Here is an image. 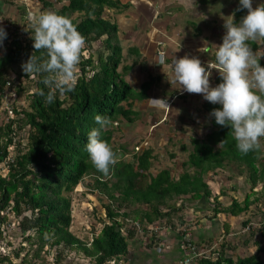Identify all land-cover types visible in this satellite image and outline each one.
Returning <instances> with one entry per match:
<instances>
[{"label": "trees", "instance_id": "obj_1", "mask_svg": "<svg viewBox=\"0 0 264 264\" xmlns=\"http://www.w3.org/2000/svg\"><path fill=\"white\" fill-rule=\"evenodd\" d=\"M44 5L52 6L48 0H41ZM130 0H69L61 8L52 11L70 17L77 12L82 16L80 20L70 18L78 31L86 38V46L82 51L79 63L80 73L75 90L65 95L56 94L53 103L45 102L44 97L37 94L38 89L47 88L41 83L42 76L34 75L35 90L30 94V110L24 111L26 123L29 125V137L24 148L17 142L18 152L12 155L9 147L14 142L16 130L15 121L11 120L0 125V165L8 167L6 175L0 174V240H5L3 223L8 225V214L13 212L17 217L23 216L19 221V228L24 238L37 245L35 250L38 256L45 245L63 246L76 249L88 256L91 264H121V260L129 254L130 241L135 238L138 226L141 224L157 225V221L167 218L173 224L172 211L184 209L183 205L176 206L177 196H190L191 201L202 200L209 202L213 197L210 185L205 181L208 172L218 173V169L227 162H237L244 166L248 174L246 178L251 189L255 188L260 180H264V156L262 147L248 154L240 153L228 127H222L211 117L212 130L205 140L193 138V149L186 161L184 170L176 179L171 170L166 168L153 175L149 170L152 166L153 149L146 148L135 154L133 161L117 159L108 176H103L92 166L85 151L88 132L98 127L94 117L99 114L110 117L115 123L102 132L101 138L112 147L114 132L120 129L121 120L129 122L138 114L133 109L134 100H143L148 96L155 79L152 75L145 80L141 89H135L125 78L123 71L118 67L122 63L123 49L120 44L119 26L116 22L105 18L106 8L128 7ZM246 11L236 12L235 20L238 22ZM9 38V35L7 36ZM102 40L103 49L91 51L95 41ZM250 47L258 48L256 41L249 42ZM264 45V41H262ZM88 50V56L85 51ZM107 51V54L104 52ZM136 53L135 61L140 57V49H132ZM34 52L33 40L23 42L20 36L14 34L8 44L7 52L0 56V99L6 84H13L16 79L10 78L8 68L19 61H27ZM40 57L43 51L34 52ZM95 57L97 59H95ZM97 62V64H96ZM260 64L264 67V59ZM129 67H123L126 72ZM93 71L92 75H88ZM18 77L26 76L22 68ZM218 83L219 79L217 80ZM21 86L17 91H21ZM206 111L210 113L213 108L220 107L209 102L205 104ZM16 114L18 110L14 108ZM23 128V125H18ZM117 128V129H116ZM182 148H186L182 145ZM117 158L122 155L117 152ZM236 163V164H237ZM207 173V174H208ZM86 176H94L95 188L106 193L109 203L105 205L106 218L100 232L92 237L90 243L77 237L71 230L72 212L71 199L67 195L73 191ZM215 206L211 209V218L221 214L239 216L248 210L252 203L250 195L243 202L233 199L231 204L223 205L219 196L214 195ZM115 204V205H112ZM133 204L146 205L147 208L128 209ZM195 206L197 204H190ZM163 207L169 208L164 211ZM28 213V214H27ZM30 213V214H29ZM134 216L137 221L132 229H126L119 218L126 219ZM243 224L247 225L248 222ZM225 225V223H224ZM226 223V229L229 226ZM149 227V226H148ZM158 230V227H154ZM250 228V226H249ZM144 229H146L144 227ZM153 232L152 241L160 242L157 233ZM126 233H125V232ZM32 232V233H31ZM157 232V231H156ZM204 232V231H203ZM202 232V233H203ZM27 233V234H26ZM183 233V241L188 245L211 242L206 232L199 231L197 239L189 238ZM252 233V232H251ZM26 234V235H25ZM264 237V226L261 228ZM185 235V236H184ZM206 235V237H205ZM181 238V239H182ZM249 244V241H244ZM258 245L260 242L255 240ZM24 248V247H22ZM228 243H223L220 249H212L210 253L216 256H193L192 262L184 259L193 254L183 246L178 245L177 259L173 264H262L259 252L263 250L260 245L257 253L245 257L227 255ZM9 254L0 252V264L10 262ZM172 264V263H170Z\"/></svg>", "mask_w": 264, "mask_h": 264}, {"label": "rangeland", "instance_id": "obj_2", "mask_svg": "<svg viewBox=\"0 0 264 264\" xmlns=\"http://www.w3.org/2000/svg\"><path fill=\"white\" fill-rule=\"evenodd\" d=\"M50 6L43 4L41 0H0V27H3L9 35L3 41L0 47V56L8 50V44L14 34L21 37L24 44L31 39L32 27L29 17L37 15L42 11H52L53 8L59 9L69 0H48ZM126 1V0H121ZM145 0H130V5L126 7L106 8L104 17L116 22L119 26L120 44L123 49L122 63L118 70L123 71L127 81L137 90L152 75L155 79L151 88L148 90V96L143 100H134L133 109L138 112L132 122L125 119L121 120L120 129L115 130L112 149L122 155L117 159L133 161L135 154L143 149L152 148L153 158L150 172L153 175L158 174L163 169H170L174 178L185 169L183 162L189 157L192 151L193 138L205 140L213 126L211 116L206 111L205 104L208 102L203 99L201 94H190L180 90L178 84H170L172 58H181L188 54L198 57L202 64L206 65L208 61H214L213 52L215 45L222 43L224 29L222 27L224 20L222 17L236 14L239 6V0H196L195 9H185L183 0H169L171 3L156 4L157 12L153 14L151 9L141 6ZM264 0H253V6ZM141 3V4H140ZM144 6V5H143ZM165 9H163V7ZM141 7V8H140ZM246 11V10H243ZM242 11V12H243ZM207 13V18L205 17ZM245 14V13H244ZM80 13H73L69 18L80 20ZM236 18V17H235ZM176 22V25H175ZM191 39V41H190ZM259 46L254 49L258 55L264 56V45L262 41H256ZM102 40L95 41L92 44L91 51L103 49ZM211 48L213 51L207 54L199 51L203 46ZM147 45V49L144 46ZM140 49V57L135 61L136 53L134 48ZM164 52L167 56L166 65L155 64L157 54ZM88 56L89 51L86 50ZM107 54V51L104 52ZM157 53V54H156ZM264 59V57H262ZM95 59H97L95 57ZM9 66L8 75L16 79L12 84L4 86V92L0 99V125H5L14 120L13 127L16 130L14 142L9 151L12 155L18 152L17 142L20 141V147L24 148L29 137V125L25 124L24 111L30 110L31 96L35 90L34 75L27 79L25 76L18 77L21 64ZM97 64V62H96ZM123 67H129L126 72ZM80 68L78 66V73ZM89 71L88 75H92ZM210 86L215 87L217 80L221 81L218 71L212 70ZM21 86V91L17 88ZM168 99L171 110L157 109L150 107L148 99ZM16 108L19 114H16ZM117 124V122H115ZM18 125H23L19 128ZM264 156V138L260 141ZM185 145V149L182 148ZM227 162L218 169V173L207 172L205 181L210 185L214 195L219 196L223 205H230L233 199L243 202L247 195H250L254 202L252 206L239 216L221 214L217 218H212L211 209L215 206L213 197L209 202L204 199L191 201L190 196H177L174 201L177 205H183L184 209L171 213L173 224L167 222V218L157 221V225L141 224L138 226L135 238L130 241L129 254L121 260V264H170L172 259L178 254V245L185 246L183 233L188 231L186 239H197L199 231L207 233L211 242L194 244L191 251L204 252L203 255L216 256V253H210L212 249H220L223 243H228L227 255L245 257L255 254L259 246L263 250L259 255L264 264V237L261 234V228L264 226V180H260L255 188L251 189L246 178L248 174L244 166L237 162ZM237 163V164H236ZM8 167L0 165V174L6 175ZM71 199L72 225L70 230L80 239L90 243L92 237L98 234L104 224L108 221L106 218L105 205L109 203L106 193L95 188L94 176H86L84 180L71 192L67 194ZM197 204L191 206L190 204ZM115 205V204H112ZM146 209V205L133 204L128 209ZM164 211L169 208L163 207ZM28 214V213H27ZM30 214V213H29ZM23 216L17 217L13 212L8 214L10 224L3 223L5 240H0V252L10 255V262L5 261L2 264H91V259L83 252L76 249L64 248L63 246L45 245L37 256L35 250L37 245L31 244L24 238L20 228L19 221ZM126 229H132L139 220L130 216L126 219L119 218ZM248 222L247 225L243 224ZM225 223V225H224ZM226 223L229 229H226ZM250 226V228H249ZM144 227L146 229H144ZM154 227H158L156 230ZM160 238V242L152 241L153 232ZM157 231V232H156ZM125 232V231H124ZM204 232L202 234H204ZM252 232V233H251ZM32 233V232H31ZM126 233V232H125ZM27 234V233H26ZM25 234V235H26ZM185 236V235H184ZM206 237V235H205ZM182 238V239H181ZM248 240L249 244L244 241ZM258 240L260 244H256ZM24 247V248H22ZM189 247V245L187 246ZM189 249V248H187ZM202 255V256H203ZM175 257V258H176ZM177 259V258H176Z\"/></svg>", "mask_w": 264, "mask_h": 264}, {"label": "clouds", "instance_id": "obj_3", "mask_svg": "<svg viewBox=\"0 0 264 264\" xmlns=\"http://www.w3.org/2000/svg\"><path fill=\"white\" fill-rule=\"evenodd\" d=\"M195 0H188L186 7L192 8ZM246 10V14L235 20V14L222 17L224 34L222 43L215 45L214 61L202 64L198 57L186 54L172 58L170 84H178L180 90L190 94H201L203 99L220 107L209 113L216 124L228 127L237 150L242 154L257 151L264 138V67L262 57L250 47V41H264V2L253 6V0H239L235 10ZM32 27L31 39L34 52L43 51L38 57L32 53L21 64L23 73L41 75V83L48 89H38L37 94L51 104L56 94L65 95L75 90L78 82V65L86 38L78 31L69 17L54 11H42L29 17ZM7 33L0 27V47ZM207 54L213 50L203 46L199 49ZM167 56L160 52L157 65H166ZM212 70L218 71L221 82L210 86ZM168 99H148L149 106L171 110ZM94 121L98 127L87 134L85 151L95 168L103 176H108L117 163V155L110 144L101 138L102 132L114 126L107 116L97 114Z\"/></svg>", "mask_w": 264, "mask_h": 264}, {"label": "crops", "instance_id": "obj_4", "mask_svg": "<svg viewBox=\"0 0 264 264\" xmlns=\"http://www.w3.org/2000/svg\"><path fill=\"white\" fill-rule=\"evenodd\" d=\"M161 1H163V3L165 2L166 4H168V3H171L169 0H145V2H143L142 1V4H141V6L142 7H144V8H147V9H151L152 10V12H153V14H156V12H157V8H156V4H161ZM174 1H177V0H174ZM183 1H185V0H183ZM196 1V0H195ZM187 2H188V0H186L184 3H183V5H184V8L183 9H185V13L186 14H188L186 11H188L187 10V7H186V4H187ZM144 5V6H143ZM163 7V6H162ZM141 8V7H140ZM163 9H165V7H163ZM167 9V8H166ZM165 9V10H166ZM191 10L193 11V12H191V13H196V12H198V9H195V5L191 8ZM205 17L207 18V13L205 12ZM175 25H176V22H175ZM190 41H191V39H190ZM144 48L145 49H147V45H145L144 46ZM157 54V53H156ZM158 55V54H157ZM157 60V59H156Z\"/></svg>", "mask_w": 264, "mask_h": 264}, {"label": "built area", "instance_id": "obj_5", "mask_svg": "<svg viewBox=\"0 0 264 264\" xmlns=\"http://www.w3.org/2000/svg\"><path fill=\"white\" fill-rule=\"evenodd\" d=\"M187 240H189V238L187 239ZM188 246V244L187 245H185V246H183L187 251H189L190 252V249H191V247L192 246H194V245H190L189 244V247H187ZM187 248H189V249H187ZM205 252V251H204ZM204 252H202V251H199L198 249H196V251H192V253L193 254H190V255H188L184 260L186 261V262H192V259L194 258L193 256H202L203 254H204ZM193 257V258H192Z\"/></svg>", "mask_w": 264, "mask_h": 264}]
</instances>
